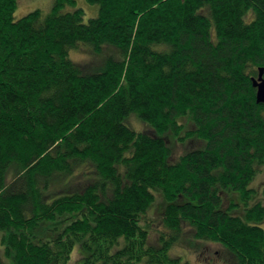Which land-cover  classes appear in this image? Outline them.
Listing matches in <instances>:
<instances>
[{"label": "trees", "instance_id": "obj_1", "mask_svg": "<svg viewBox=\"0 0 264 264\" xmlns=\"http://www.w3.org/2000/svg\"><path fill=\"white\" fill-rule=\"evenodd\" d=\"M87 1L99 11L86 22L83 8L64 10L75 0L19 18L17 0H0V229L12 263L69 264L78 242L82 264H181L170 249L189 233L225 248L210 264H264L251 183L264 166L253 84L264 0ZM79 44L110 47L104 68L73 61ZM131 113L147 128L127 124ZM188 125L182 137L197 144L174 158L166 133ZM160 196L159 227L148 212Z\"/></svg>", "mask_w": 264, "mask_h": 264}, {"label": "rangeland", "instance_id": "obj_2", "mask_svg": "<svg viewBox=\"0 0 264 264\" xmlns=\"http://www.w3.org/2000/svg\"><path fill=\"white\" fill-rule=\"evenodd\" d=\"M53 5L54 0H17L15 16L16 18H19L37 8H40L44 13H47L52 9ZM77 8H83V19L86 22L91 17L97 16L99 11V5L97 3H91L87 0H75L74 3H67L64 6V10L66 11H72ZM94 49L95 48L91 45L79 44L78 46L70 49L69 57L73 61L81 64L86 71L92 72L101 70L105 66L107 55L110 54L109 52L112 50H110V47L99 51ZM125 121L136 130H143L147 128V124L141 117H139L135 113L129 114L125 118ZM190 126L192 125L186 126L184 130L179 133V136L173 131H168L166 133L168 135L167 137L171 138L170 147L172 149V156L174 158H177L183 152L189 150V148L191 149L192 147H194V145L197 144L194 141H191L189 137H182L185 136L186 130H188ZM191 137L195 138V136ZM86 168L87 170L90 169L89 166H87ZM76 172L79 173V170H77ZM9 174L10 172H8V176H11V174ZM58 182H60V184L62 183L61 180H58ZM252 182L255 184V186L262 189L259 191V193L262 194L261 199H264V166L255 174L251 183ZM66 184L67 182H64L61 184V186L63 187ZM56 187L57 184L51 186L50 191L54 192L52 194L57 193L55 192L57 190ZM163 202V198L161 196L158 197L154 201L148 212V217L153 219V221L157 223V226L159 227L161 225L159 224L158 217L160 215V211L164 206ZM184 230L188 231L186 228H184ZM4 232V230L0 229V255L4 264H13L11 258L5 252V243L3 241ZM155 239H158V242H160L159 237H156ZM224 250L225 248L221 244L206 240H196L191 236V234L186 233L184 235V238L181 239L178 244L174 245L172 249H170V252L173 255L181 256V264H210V261L214 263L221 262L222 256H224ZM85 252L86 250L83 249L80 243L77 242L71 254L69 264H82L84 260L83 258L86 255ZM136 264H145V261Z\"/></svg>", "mask_w": 264, "mask_h": 264}, {"label": "water", "instance_id": "obj_3", "mask_svg": "<svg viewBox=\"0 0 264 264\" xmlns=\"http://www.w3.org/2000/svg\"><path fill=\"white\" fill-rule=\"evenodd\" d=\"M254 86L257 88V101L264 102V68L260 67V72L257 78L253 80Z\"/></svg>", "mask_w": 264, "mask_h": 264}]
</instances>
